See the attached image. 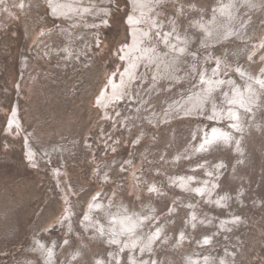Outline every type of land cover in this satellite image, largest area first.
I'll use <instances>...</instances> for the list:
<instances>
[{
	"label": "rangeland",
	"instance_id": "1",
	"mask_svg": "<svg viewBox=\"0 0 264 264\" xmlns=\"http://www.w3.org/2000/svg\"><path fill=\"white\" fill-rule=\"evenodd\" d=\"M0 1V264H264V0Z\"/></svg>",
	"mask_w": 264,
	"mask_h": 264
},
{
	"label": "bare ground",
	"instance_id": "2",
	"mask_svg": "<svg viewBox=\"0 0 264 264\" xmlns=\"http://www.w3.org/2000/svg\"><path fill=\"white\" fill-rule=\"evenodd\" d=\"M3 1V0H2ZM6 3L8 2V1H6V0H4ZM52 1V0H51ZM51 1H49V3L51 2ZM76 1V0H75ZM80 1H82V0H80ZM86 1V0H85ZM132 2L134 1V0H131ZM145 1L146 0H136V3L140 6V8L141 9H143V10H145V8H146V6H145ZM157 1V0H156ZM1 2V1H0ZM55 2H57L56 0H55ZM54 2V3H55ZM59 2V1H58ZM88 2V1H87ZM94 2V1H93ZM95 2H97V1H95ZM135 2V1H134ZM85 3V2H84ZM83 3V4H84ZM9 4V3H8ZM53 4V3H52ZM80 4H82V3H80ZM93 4H95V3H93ZM135 4V3H134ZM77 4L76 3H74V0H63V1H61L60 3H58V5H56L54 8H55V10H57V11H60V10H62V11H64V13H66V14H70V13H74L75 12V14H76V6ZM7 6V5H6ZM51 6V5H50ZM79 6V5H78ZM82 6V5H81ZM218 6H220L219 4H218ZM93 7V6H92ZM92 7H89V9H92ZM97 7V6H96ZM82 8H83V6H82ZM81 7H80V9H82ZM95 9V8H94ZM101 9V8H100ZM103 9V8H102ZM105 10H106V12L107 13H110V9H106V8H104ZM133 9H135V8H133ZM54 10V9H53ZM136 10V9H135ZM88 12V10L86 9L85 10V12ZM90 11V10H89ZM95 11V10H94ZM97 11V10H96ZM102 11V10H101ZM140 11V10H139ZM91 12V11H90ZM100 12V11H99ZM98 12V13H99ZM105 12V13H106ZM144 12V11H143ZM97 13V14H98ZM214 13V12H213ZM85 14V13H84ZM96 14V15H97ZM139 14V13H138ZM149 14H150V12H149ZM223 14V13H222ZM78 15H80V13L78 14ZM87 15V14H86ZM133 15V14H132ZM136 15V14H135ZM144 15V14H143ZM156 15V14H155ZM158 15V14H157ZM224 15V14H223ZM88 16V15H87ZM92 16V15H91ZM149 16V15H148ZM69 17V16H68ZM79 17V16H78ZM86 17V16H85ZM134 18H136V19H134L133 18V20L135 21H137V19H138V21H139V17L138 16H133ZM145 17V16H144ZM144 17H143V19H144ZM61 18V17H60ZM131 18V20H132V17H130ZM146 18V17H145ZM154 18H155V16H154ZM69 19H71V17L69 18ZM73 19V18H72ZM209 19V18H208ZM132 20V21H133ZM147 20H149V18L147 19ZM135 21V22H136ZM138 21H137V23L136 24H134L135 26L136 25H138ZM142 20H140L139 22L140 23H142L141 22ZM146 21V20H145ZM80 22V21H79ZM150 22V21H149ZM155 22V21H154ZM129 23H131V22H129ZM133 23V22H132ZM145 24H146V22H144ZM211 23V22H210ZM78 24V22L76 23V25ZM209 24V23H208ZM216 24V23H215ZM76 25H75V23H74V26L76 27ZM80 25V24H79ZM139 25H141V24H139ZM138 25V26H139ZM143 25V24H142ZM231 26V25H230ZM134 26H132L131 25V29L133 28ZM149 27V26H148ZM156 27V26H155ZM202 27H203V25H202ZM209 27V26H208ZM140 28H143V27H140ZM146 28V27H145ZM163 28H164V26H163ZM207 28V27H206ZM236 28V27H235ZM72 29V28H71ZM134 29V28H133ZM132 29V30H133ZM197 29V28H196ZM144 30V29H143ZM146 30V29H145ZM225 30V29H224ZM72 30H70V32H71ZM132 32V31H131ZM138 32V31H137ZM143 32H145V31H143ZM149 32V31H148ZM154 32V31H153ZM156 32V31H155ZM211 32V31H210ZM221 32V31H220ZM142 33V32H141ZM208 33V32H207ZM224 33V32H223ZM69 34V33H68ZM71 34V33H70ZM133 34V33H132ZM135 34H136V32H135ZM146 34H147V32H146ZM211 34V33H210ZM138 35H139V33H138ZM212 35H213V33H212ZM221 35H222V33H221ZM134 36V35H133ZM136 36H137V34H136ZM140 36V35H139ZM139 36H137V37H139ZM174 36V35H173ZM186 36H187V34H186ZM202 36V35H201ZM141 37V36H140ZM182 37H183V35H182ZM181 37V38H182ZM203 37V36H202ZM152 38V37H151ZM158 38V37H157ZM162 38V37H161ZM165 38V37H164ZM168 38V37H167ZM180 38V37H179ZM191 38V37H190ZM213 38V37H212ZM137 39V38H136ZM139 39V38H138ZM185 40H186V37L184 38ZM188 39V38H187ZM143 40V39H142ZM153 40V39H152ZM157 40V39H156ZM181 40H183V39H181ZM207 40V39H206ZM213 40V39H212ZM240 40V39H239ZM137 41V40H136ZM135 41V42H136ZM171 41V40H170ZM188 41V40H187ZM191 41V40H190ZM133 43H134V41H132ZM142 42V41H141ZM155 42V41H154ZM218 42V41H217ZM216 43V42H215ZM214 43V44H215ZM147 44V43H146ZM151 44V43H150ZM168 44V43H167ZM209 44V43H208ZM133 45V44H132ZM136 45V44H135ZM135 45H134V48H135ZM207 45V44H206ZM138 46H139V44H138ZM133 47V46H132ZM136 47H137V45H136ZM151 47V46H150ZM129 48V47H128ZM140 48H141V46H140ZM139 49V48H138ZM256 49V48H255ZM258 49V48H257ZM260 49V48H259ZM125 50H126V48H125ZM124 50V51H125ZM130 51H131V49H130ZM206 51V50H205ZM126 52V51H125ZM192 52V51H191ZM194 53V52H193ZM138 54V53H137ZM198 54V53H197ZM125 55V54H124ZM254 55V54H253ZM145 56V55H144ZM128 57V56H127ZM198 57V56H197ZM146 58V57H145ZM199 58V57H198ZM249 58V57H248ZM168 59V58H167ZM193 59V58H192ZM131 61V60H130ZM221 61H223V60H221ZM262 61V60H261ZM205 62V61H204ZM221 63V62H220ZM131 64V63H130ZM199 64V63H198ZM226 64V63H225ZM227 65V64H226ZM194 67V66H193ZM201 68V67H200ZM206 68V67H205ZM220 68V67H219ZM192 69H194V68H192ZM219 70V69H218ZM224 70V69H223ZM237 69H235V71H236ZM239 70V69H238ZM194 71V70H193ZM202 72H204L203 71V69L201 70ZM200 71V72H201ZM226 71V70H225ZM264 71V70H263ZM199 72V71H198ZM211 72V71H210ZM221 73V72H220ZM224 73V75H225V72H223ZM206 74V73H205ZM216 74V73H215ZM186 75V74H185ZM202 75V74H201ZM200 75V76H201ZM208 75H209V71H208ZM250 75V74H249ZM262 75V74H261ZM170 76V75H169ZM207 76V75H206ZM214 76V75H213ZM230 76V75H229ZM260 76V75H259ZM210 77V76H209ZM233 77V76H232ZM258 77V76H257ZM203 78V77H202ZM205 78V77H204ZM207 79H208V77H206ZM212 78V77H211ZM234 78V77H233ZM255 78V77H254ZM259 78V77H258ZM262 78V77H261ZM167 79H168V77H167ZM222 79V78H221ZM257 79V78H256ZM199 80H200V77H199ZM216 80V79H215ZM224 80V79H223ZM228 80V79H227ZM254 80V79H253ZM245 81H247V80H245ZM249 81V80H248ZM200 83H201V80L199 81ZM264 82V81H263ZM152 83V82H151ZM170 83V82H169ZM176 83V82H175ZM183 83V82H182ZM202 85V84H201ZM206 85V84H205ZM257 85V84H256ZM115 86H116V84H115ZM114 86V87H115ZM213 86H215V84L213 85ZM220 86V85H219ZM237 86V85H236ZM112 88L113 90L115 89V88ZM242 87V86H241ZM263 87V86H262ZM240 88V87H239ZM112 89H110V90H112ZM226 89V88H225ZM120 90V89H119ZM119 90H117V91H119ZM235 90V89H234ZM205 91V90H204ZM232 91V90H231ZM236 91V90H235ZM213 92V91H212ZM111 93H113V92H111ZM235 93V92H234ZM238 94V93H237ZM214 95V94H213ZM235 97V96H234ZM237 97V96H236ZM245 98V97H244ZM222 100V99H221ZM238 100V99H237ZM226 102H228V100L226 101ZM181 104V103H180ZM220 105V104H219ZM213 107V106H212ZM211 108V107H210ZM175 109V108H174ZM216 109V108H215ZM224 109V108H223ZM235 109V108H234ZM238 110V109H237ZM209 113H210V111H208ZM214 112V111H213ZM217 112V111H216ZM215 112V113H216ZM219 112V111H218ZM222 112V111H221ZM247 112V111H246ZM245 112V113H246ZM244 113V114H245ZM198 114V113H197ZM221 114V113H220ZM234 114V113H233ZM192 115H193V113H192ZM214 115V114H213ZM213 115H212V117H213ZM185 116V115H184ZM208 116V115H207ZM209 116H211V115H209ZM190 117H192V116H190ZM216 118V117H215ZM244 118H246V117H244ZM210 119H211V117H210ZM221 119V118H220ZM227 119V118H226ZM234 122V121H233ZM238 127V126H237ZM216 129V128H215ZM238 129V128H237ZM220 130V129H219ZM234 130V129H233ZM217 132H218V130H217ZM221 133V132H220ZM222 134V133H221ZM207 138H209L208 136H207ZM234 138V137H233ZM210 139V138H209ZM208 140V139H207ZM206 140V141H207ZM237 140H238V138H237ZM32 152V151H31ZM184 184V183H183ZM132 186V185H131ZM194 187V186H193ZM198 189H199V187H198ZM137 196V195H136ZM66 209V208H65ZM90 209V208H89ZM89 209H88V211H89ZM174 209V208H173ZM90 212V211H89ZM90 215V214H89ZM133 215V214H132ZM130 216V215H129ZM144 218V217H143ZM157 220V219H156ZM194 223H196V222H194ZM193 223V224H194ZM147 230V229H146ZM148 230H150V229H148ZM155 230H157V229H155ZM139 232V231H138ZM100 234V233H99ZM98 234V235H99ZM149 236V235H148ZM184 236V235H183ZM113 242V241H112ZM189 257V256H188ZM102 263V262H101ZM100 263V264H101ZM192 262H189V264H191Z\"/></svg>",
	"mask_w": 264,
	"mask_h": 264
}]
</instances>
